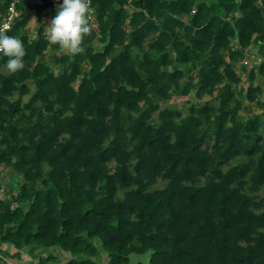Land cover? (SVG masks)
Returning a JSON list of instances; mask_svg holds the SVG:
<instances>
[{
	"label": "trees",
	"instance_id": "obj_1",
	"mask_svg": "<svg viewBox=\"0 0 264 264\" xmlns=\"http://www.w3.org/2000/svg\"><path fill=\"white\" fill-rule=\"evenodd\" d=\"M91 9L71 55L47 38L54 1L16 5L8 34L27 54L16 74L0 54V264H51L57 248L62 264H264V0ZM192 92L212 98L164 106Z\"/></svg>",
	"mask_w": 264,
	"mask_h": 264
},
{
	"label": "clouds",
	"instance_id": "obj_2",
	"mask_svg": "<svg viewBox=\"0 0 264 264\" xmlns=\"http://www.w3.org/2000/svg\"><path fill=\"white\" fill-rule=\"evenodd\" d=\"M91 0H63L57 4V12L46 29L51 45L71 55L84 51L83 42L93 31ZM11 31L7 23H0V54L6 57L2 70L16 74L25 67L26 49L23 41Z\"/></svg>",
	"mask_w": 264,
	"mask_h": 264
},
{
	"label": "rangeland",
	"instance_id": "obj_3",
	"mask_svg": "<svg viewBox=\"0 0 264 264\" xmlns=\"http://www.w3.org/2000/svg\"><path fill=\"white\" fill-rule=\"evenodd\" d=\"M43 22L46 25V29H47L48 24L51 22V15L49 14L47 17H44L43 18ZM38 25H39V22L37 20V17L35 15H32L31 20H30V22L28 24V29H29L31 35H35L36 34V28H37ZM61 52H66V51H60L59 53H61ZM252 64H253L252 62H251V64H248L247 68L250 69L252 67ZM242 75L245 76L246 74L242 73ZM254 83L255 84H260L264 88V76L257 75L256 76V80L254 81ZM243 84L246 85L247 82L243 81ZM31 87L33 88L32 85H31ZM211 98L205 97L203 99H198V98H196L194 92H192V94H190L189 96H185L183 98H175L169 104H165L164 106H170V107L183 109L184 107L189 106V105H191L193 103L203 104L207 99H211ZM250 108H252V110H254V111L258 110V108L255 105H251ZM248 111H249V109L245 108V109L242 110L241 113H242V115L244 117H247ZM10 172H11L10 168L0 166V178L1 177L3 178V184H6V182L9 181ZM161 186H162V184L160 182L156 185V187H161ZM261 196H264V194H262ZM96 244H98V241H96ZM52 252L55 253L59 257V260L57 262H51V264H62V262L64 260H66L68 255H69L66 252L60 251L59 248L53 250ZM102 253L103 254L101 255V260L103 261V264H107V258H106L107 253L106 252L104 253V251ZM25 256H26V254H25ZM28 258L29 257L26 256L24 259H28ZM1 261L2 262L5 261L7 264H16L15 261H14V258H5L4 260H1ZM130 261L133 264H136V263H139V262H142V264H149V254H145V255L132 254L130 256Z\"/></svg>",
	"mask_w": 264,
	"mask_h": 264
},
{
	"label": "built area",
	"instance_id": "obj_4",
	"mask_svg": "<svg viewBox=\"0 0 264 264\" xmlns=\"http://www.w3.org/2000/svg\"><path fill=\"white\" fill-rule=\"evenodd\" d=\"M21 0H11L10 6H9V13L8 16L4 19L2 23H7L9 27H11V23L13 19L18 16V12L16 11V5L19 3ZM31 5H42L44 3V0H28ZM54 1V6L56 7L58 3H60V0H52ZM263 41H259V45L262 44ZM262 53L264 54V49L262 50ZM262 60L261 56L257 54H252L250 55L249 58L246 57V59L243 61L245 65L251 64L252 63H259ZM1 195V192H0Z\"/></svg>",
	"mask_w": 264,
	"mask_h": 264
},
{
	"label": "crops",
	"instance_id": "obj_5",
	"mask_svg": "<svg viewBox=\"0 0 264 264\" xmlns=\"http://www.w3.org/2000/svg\"><path fill=\"white\" fill-rule=\"evenodd\" d=\"M9 251H10L11 253H13V252H14V248H12V247L10 246V247H9ZM26 256H28V255L26 254ZM26 256H25V254H24V258H25ZM28 257H29V256H28ZM25 260H27V261L30 260V257H29L28 259H25ZM15 263H16V264H19L20 262L17 261V262H15Z\"/></svg>",
	"mask_w": 264,
	"mask_h": 264
}]
</instances>
